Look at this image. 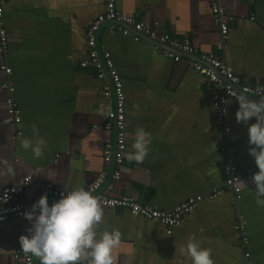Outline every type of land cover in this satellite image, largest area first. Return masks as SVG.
I'll return each mask as SVG.
<instances>
[{
    "label": "crops",
    "instance_id": "crops-1",
    "mask_svg": "<svg viewBox=\"0 0 264 264\" xmlns=\"http://www.w3.org/2000/svg\"><path fill=\"white\" fill-rule=\"evenodd\" d=\"M220 4L234 17L222 52L214 48L218 30L208 0H116L118 11L158 33L186 38L201 52L224 56L243 82L263 83L264 0H220ZM103 12L104 0L5 1L1 19L8 51L0 66L11 73L6 76L0 69V193L30 177L18 201L31 205L45 183L61 191L84 189L103 173L104 195L130 196L161 211L201 196L203 200L170 235L159 223L125 209L102 208L97 230L121 233L113 264H191L180 253L190 237L211 248L214 264H264V206L257 204L254 183L243 188L235 205L232 194L224 191L226 164L232 162L240 173L255 165L248 155L247 137L254 118L248 125L237 123L238 105L230 103L225 133L216 122L209 82L195 74L185 59L175 63L146 38L134 42L118 30L110 33L108 24H103L97 46L110 53L125 94V153L131 151L137 128L151 134L144 161L129 162L124 157L120 179L111 181V164L102 160L104 144L114 139V132L103 128L105 106L112 99L104 97L102 88L109 80H99L90 65L80 66L87 60L86 27ZM4 83L13 88L11 94ZM9 97L20 111L17 127L8 123ZM33 125L46 141L40 158L20 146L23 138H32ZM216 190L221 194L210 198ZM239 217L244 221L246 245L235 229ZM29 224L26 219L0 223V264H22L13 253ZM245 252L250 254L247 261ZM31 257L33 264H40Z\"/></svg>",
    "mask_w": 264,
    "mask_h": 264
},
{
    "label": "built area",
    "instance_id": "built-area-1",
    "mask_svg": "<svg viewBox=\"0 0 264 264\" xmlns=\"http://www.w3.org/2000/svg\"><path fill=\"white\" fill-rule=\"evenodd\" d=\"M6 0H0V58H3L8 51V37L2 23L3 5ZM211 12L212 23L218 30V40L214 43V48L222 52L225 44L229 39V26L234 21V17L230 16L224 7L221 6L220 0H208ZM253 19V18H251ZM103 24H108L110 33L120 31L125 37L131 38L132 41L138 42L141 38H146L152 43L157 52L175 63L185 59L188 67L197 75L207 79L210 84V96L212 107L215 112L217 124L224 130L229 131L228 123V105L236 101V94L243 93L249 95L253 99L259 98V94L264 90V82L259 85H251L243 82L240 77L235 75L227 65L225 57L216 56L213 53H205L199 51L186 38L177 39L165 33H158L137 18L126 15L118 11L116 0H104V12L98 15L85 30L87 60L82 61L80 66L86 68L92 66L99 80L108 79L109 83L103 86V95L111 98L112 103L105 106V123L103 128L106 131L114 132L112 142L104 144L102 149V160L104 164H112L111 181H118L121 174V166L126 151V129H125V94L121 77L114 69L110 53L100 51L97 46L96 35ZM0 69L6 76H9L11 70L5 65H1ZM3 88L9 94L13 88L8 83L3 84ZM247 90V91H245ZM8 123L10 126L17 127L20 123V111L16 104L10 99L6 100ZM19 134V133H18ZM258 169L255 165L250 167L245 173H240L232 162L225 166L227 175L225 187L222 191H228L233 196L232 205H235L241 198L243 188L252 184V176ZM30 177L22 179L17 185L9 186L0 193V200L6 194L5 202L0 203V223L8 219H25L24 213L31 209V205H24L18 201V195L22 189L29 183ZM105 181V175L100 173L96 180L84 188L93 196L99 198L101 208L114 209L121 208L127 210L132 216L141 217L145 220L159 223L166 229V234L170 235L171 231L180 225L183 217L193 211L204 197L196 196L189 198L185 202L176 206L172 211L166 212L155 208L143 206L130 196L109 197L101 193V186ZM243 183V184H242ZM112 184L108 188L112 189ZM222 191L216 190L211 197L220 195ZM69 191H61L51 183H45L40 188V196L46 195L49 206L60 199L62 194ZM30 224L21 234L27 236ZM244 221L238 218L236 231L241 237L243 245L248 243L244 237ZM15 261L22 264H33L31 254L22 251L21 246L13 253ZM245 261L250 258V254L245 252L243 255Z\"/></svg>",
    "mask_w": 264,
    "mask_h": 264
},
{
    "label": "clouds",
    "instance_id": "clouds-1",
    "mask_svg": "<svg viewBox=\"0 0 264 264\" xmlns=\"http://www.w3.org/2000/svg\"><path fill=\"white\" fill-rule=\"evenodd\" d=\"M236 101V122L248 125L250 118L255 120L247 127L248 155L258 169L252 176L257 204L264 206V90L257 99L237 93ZM134 136L131 151L125 153V158L129 162L142 163L149 151L151 134L137 128ZM45 145L46 141L38 135L35 125L32 138L25 137L20 141L21 148L30 149L34 158L42 157ZM46 178L52 182L47 172ZM6 199L5 194L0 203ZM23 215L31 226L27 236L19 237L21 249L38 258L40 264H113V249L120 244L121 233L118 229L97 230L103 219V210L99 198L89 191L83 188L71 190L51 206L47 196L41 195ZM180 253L191 264H214L211 248L202 247L195 237L189 238Z\"/></svg>",
    "mask_w": 264,
    "mask_h": 264
},
{
    "label": "water",
    "instance_id": "water-1",
    "mask_svg": "<svg viewBox=\"0 0 264 264\" xmlns=\"http://www.w3.org/2000/svg\"><path fill=\"white\" fill-rule=\"evenodd\" d=\"M113 168V165L111 164V169ZM110 177H111V175H110ZM110 179V178H109ZM36 263V262H35Z\"/></svg>",
    "mask_w": 264,
    "mask_h": 264
}]
</instances>
